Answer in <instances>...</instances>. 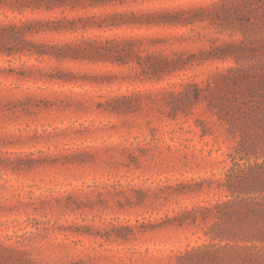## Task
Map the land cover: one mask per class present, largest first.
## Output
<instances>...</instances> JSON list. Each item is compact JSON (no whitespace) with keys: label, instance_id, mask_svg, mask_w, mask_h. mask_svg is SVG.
<instances>
[{"label":"rangeland","instance_id":"rangeland-1","mask_svg":"<svg viewBox=\"0 0 264 264\" xmlns=\"http://www.w3.org/2000/svg\"><path fill=\"white\" fill-rule=\"evenodd\" d=\"M173 10L184 11L183 23L41 36L51 44L133 41L142 57L184 63L162 77L146 75L133 56L125 65L0 57V68L25 62L41 71L26 79L0 72V264H192L181 254L206 244L221 251L206 264H264V243L233 238L231 222L200 211L229 199L217 180L239 136L207 102L190 100L194 85L204 88L230 68L260 81L264 0H126L65 12L4 10L0 20L99 22L90 18ZM222 50L231 55L209 58Z\"/></svg>","mask_w":264,"mask_h":264},{"label":"trees","instance_id":"trees-1","mask_svg":"<svg viewBox=\"0 0 264 264\" xmlns=\"http://www.w3.org/2000/svg\"><path fill=\"white\" fill-rule=\"evenodd\" d=\"M126 0H0V11L10 10L24 14L27 12H56L88 8L106 7ZM126 19L123 14L111 13L106 16H93L99 22L80 17L68 16L55 18H27L22 20H0V57L20 59L35 58L38 61L49 58L57 61L75 62H118L121 65L138 61V65L147 69L146 75L162 77L182 70L184 63L168 57L156 58L153 55L141 56V51L134 50L133 41L81 39L74 43L51 44L41 38L42 35L76 31L88 28H113L125 25H161L181 24L184 11H156L138 18ZM228 49L231 45H226ZM221 55H211L213 59L230 56L222 50ZM133 56V57H131ZM146 58V60H144ZM0 72L17 74L26 79L41 73L35 67H28L25 62L18 69L0 68ZM52 80L61 77H50ZM257 84L252 77L245 76L238 68H230L213 83L208 82L202 88L194 85L192 104L207 102L209 109L228 125V132L239 136L237 145L228 154L231 164L223 173L224 178L217 182L226 188L229 198L212 208H203L204 217L226 218L233 226L227 227L233 238L243 241L264 243V74ZM249 84V85H247ZM252 85L253 90L245 89ZM256 87V89H255ZM256 90V91H255ZM259 92V93H258ZM176 100H183L184 93L173 94ZM126 99V98H124ZM120 98L114 101H120ZM119 103V102H117ZM176 109V107H174ZM179 112V110H175ZM113 110H120L116 108ZM213 244H206L181 254L180 260L192 264L217 263L221 251L213 249Z\"/></svg>","mask_w":264,"mask_h":264}]
</instances>
